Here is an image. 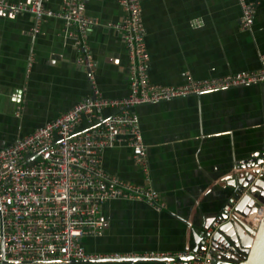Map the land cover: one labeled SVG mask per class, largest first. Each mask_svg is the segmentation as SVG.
Wrapping results in <instances>:
<instances>
[{
	"label": "crops",
	"instance_id": "crops-1",
	"mask_svg": "<svg viewBox=\"0 0 264 264\" xmlns=\"http://www.w3.org/2000/svg\"><path fill=\"white\" fill-rule=\"evenodd\" d=\"M83 1L93 22L78 45L65 35L59 17H43L33 32L29 13L0 10V147L91 95L93 86L104 97L128 93L127 56L112 25L122 8L116 0ZM139 1L151 82L176 84L186 74L204 78L258 66V55L264 53V0H244L255 2L249 29L239 26L238 0ZM44 5L56 10L59 0ZM133 110L146 143L149 183L163 207L156 211L141 200H106L100 207L102 232L83 236V246L118 256L189 248L190 226L201 225L227 202L230 189L218 182L260 144L264 83L139 103ZM86 126L82 118L76 129ZM101 164L122 179L143 182L124 144L104 148ZM71 264L165 263L137 259Z\"/></svg>",
	"mask_w": 264,
	"mask_h": 264
},
{
	"label": "built area",
	"instance_id": "built-area-1",
	"mask_svg": "<svg viewBox=\"0 0 264 264\" xmlns=\"http://www.w3.org/2000/svg\"><path fill=\"white\" fill-rule=\"evenodd\" d=\"M46 0L12 2L0 0V10L27 12L33 18L31 31L45 16L59 17L65 35L80 44L81 36L93 22L85 13L83 0H59L56 10L44 5ZM122 16L112 25L119 31L126 56L128 93L104 97L92 87L84 96L53 118L0 147V264H71L74 260L118 256L101 255L85 250L82 237L102 232L101 204L109 199L141 200L154 210L163 201L149 183L146 143L143 140L135 104L169 99L186 94L249 83H264V53L258 55V66L238 69L220 75L192 78L188 74L176 84L153 83L148 78V55L144 43L145 28L139 0H116ZM239 26L249 29L255 9L254 1L238 0ZM83 57H87L86 54ZM82 62V58H78ZM89 62L86 61V65ZM106 109H110L105 113ZM85 118L87 126L76 129ZM124 144L130 148L133 163L139 168L143 182H131L102 167L104 148ZM245 170V185L232 203L221 209L229 216L232 205L247 192L260 176L264 162L234 165L231 173ZM264 214V204L245 215L236 213L248 226L255 228ZM224 219H212L207 227L203 249L193 254L200 260L185 264H210V234ZM234 257L229 243L220 249ZM189 248L176 252L149 250L127 256L171 257L187 255ZM166 259L165 264H181Z\"/></svg>",
	"mask_w": 264,
	"mask_h": 264
},
{
	"label": "water",
	"instance_id": "water-1",
	"mask_svg": "<svg viewBox=\"0 0 264 264\" xmlns=\"http://www.w3.org/2000/svg\"><path fill=\"white\" fill-rule=\"evenodd\" d=\"M264 162V128L257 149L249 151L247 156L237 160L235 165H250ZM247 176L245 170H239L223 177L218 184L230 189L227 202L232 203V198L236 199L245 185ZM258 202L264 204V176L258 177L253 184L242 194L232 205L229 216L224 214L223 209H219L216 213L208 215L203 219L199 226H190V235L192 245L189 247L187 255L157 257V256H108L83 260H161L165 263L166 259L181 260V264H185L187 260H200L201 256H195L193 252L196 249H203L202 242L207 237L206 227L214 218L224 219L218 224L214 231L210 234L209 250L213 254L209 260L210 264H264V214L260 218L255 228L248 226L241 220L236 213L245 215L247 212L255 209ZM231 243L234 247V257L224 254L220 249L226 248Z\"/></svg>",
	"mask_w": 264,
	"mask_h": 264
}]
</instances>
